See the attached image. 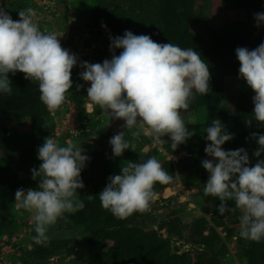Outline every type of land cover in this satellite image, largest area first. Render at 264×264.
<instances>
[{"label":"rangeland","instance_id":"rangeland-1","mask_svg":"<svg viewBox=\"0 0 264 264\" xmlns=\"http://www.w3.org/2000/svg\"><path fill=\"white\" fill-rule=\"evenodd\" d=\"M29 8L40 30L57 35L78 60L71 70L72 88L55 113L39 99L38 82L22 72L8 73L11 95L0 93V264H124L138 244L148 249L138 252L133 264H264V239L239 235L241 212L221 215L219 199L204 195L210 174L201 163L213 159L204 151L210 143L205 129L213 119L233 134L224 150L244 148L250 164L264 159V153L253 155L258 145L251 133L264 134V125L255 119L246 123L253 116L254 92L239 77L235 54L238 47L253 50L264 42V23L256 26L254 15L264 13V0H1L0 9L13 20ZM125 30L193 48L208 64L209 92L195 94L190 108L180 110L194 135L175 150L168 135L157 140L138 126L124 124L114 132L111 115L87 97L90 82L79 75L81 62L111 59L110 37L123 36ZM121 51L114 49V54ZM119 132L130 149L116 157L109 140ZM48 136L62 146L71 140L90 157L81 171L85 187L77 189L79 199L85 195V207L65 213L48 227L47 241L36 244L32 213L18 206L15 192L38 188L41 177L34 180L31 170L39 168L37 150ZM153 156L172 181L154 185L149 209L126 219L103 209L98 194L108 177L129 162ZM227 205L234 209L233 201Z\"/></svg>","mask_w":264,"mask_h":264},{"label":"clouds","instance_id":"clouds-1","mask_svg":"<svg viewBox=\"0 0 264 264\" xmlns=\"http://www.w3.org/2000/svg\"><path fill=\"white\" fill-rule=\"evenodd\" d=\"M256 26L264 23V13H256ZM19 19L0 9V93L12 94L8 73L17 71L25 79L37 81L39 99L49 112L55 113L72 88L71 70L78 57L61 46L58 36L42 32L34 22L35 12L29 8L18 12ZM102 27H106L102 25ZM111 59L102 63L81 62V79L90 82L87 97L101 110L125 121V127H140L145 135L160 140L168 135L171 147L186 143L194 132L186 127L180 110H188L195 94L204 96L210 90L208 64L193 48H181L173 43H157L149 35H135L125 30L123 36L110 37ZM114 49H123L119 55ZM239 61V77L254 92L251 120L264 125V42L249 50H235ZM80 87V86H78ZM205 153L213 159L203 160L210 174L204 184V195L218 198V212L238 209L241 238L260 242L264 239V159L250 164L244 148L224 150L221 146L233 138L219 119H213L205 129ZM139 135V133H133ZM258 145L254 156L264 153V134L251 133ZM112 154L122 155L130 149L122 132L109 140ZM81 146L65 141L62 146L52 137H45L37 150L41 161L32 169L38 188L17 189L18 206L32 213L36 244L47 241L48 227L65 213L81 211L85 204L78 198L77 189L85 185L81 171L90 159ZM108 183L98 194L101 207L118 219L135 212H145L155 198L154 185L168 184L172 176L153 156L142 163L129 162L120 174L108 177ZM95 196L88 195L92 200ZM234 202V209L227 201Z\"/></svg>","mask_w":264,"mask_h":264},{"label":"trees","instance_id":"trees-1","mask_svg":"<svg viewBox=\"0 0 264 264\" xmlns=\"http://www.w3.org/2000/svg\"><path fill=\"white\" fill-rule=\"evenodd\" d=\"M84 193L82 192V194H81V197H80V200H84ZM138 248L135 250V252H137V253H135V254H133V255H131V256H129V255H126L125 256V258H124V264H133L135 261H137V260H139L138 258H137V256H138V254H140V253H138V252H143V251H146L147 252V249H148V244H145V245H142V244H138V246H137Z\"/></svg>","mask_w":264,"mask_h":264},{"label":"water","instance_id":"water-1","mask_svg":"<svg viewBox=\"0 0 264 264\" xmlns=\"http://www.w3.org/2000/svg\"><path fill=\"white\" fill-rule=\"evenodd\" d=\"M0 6H1V0H0ZM111 122L113 124L114 132H118L125 124V121L121 118H115L111 116Z\"/></svg>","mask_w":264,"mask_h":264}]
</instances>
